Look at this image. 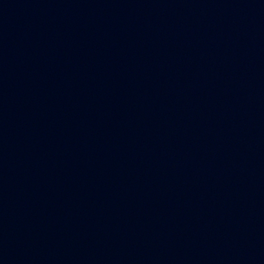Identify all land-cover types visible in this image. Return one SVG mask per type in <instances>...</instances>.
I'll return each instance as SVG.
<instances>
[{"label":"water","instance_id":"obj_1","mask_svg":"<svg viewBox=\"0 0 264 264\" xmlns=\"http://www.w3.org/2000/svg\"><path fill=\"white\" fill-rule=\"evenodd\" d=\"M0 264H264V0H0Z\"/></svg>","mask_w":264,"mask_h":264}]
</instances>
